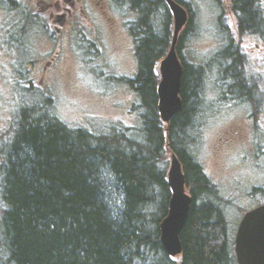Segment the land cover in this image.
I'll return each instance as SVG.
<instances>
[{"label":"trees","instance_id":"16d2710c","mask_svg":"<svg viewBox=\"0 0 264 264\" xmlns=\"http://www.w3.org/2000/svg\"><path fill=\"white\" fill-rule=\"evenodd\" d=\"M116 1L137 14L129 32L139 70L125 82L140 99L141 126L97 133L68 126L48 104L22 107L1 158L0 264H238L217 189L189 150L208 74L182 52L194 33L192 8L176 0L190 12L177 47L184 107L165 124L158 110V65L171 47L173 15L165 0ZM227 2L239 34L264 39L263 0ZM223 31L229 44L216 60L219 87L259 117L264 103L255 99L259 89L248 75V58ZM168 151L181 161L193 197L180 262L160 241L172 195Z\"/></svg>","mask_w":264,"mask_h":264},{"label":"rangeland","instance_id":"374dc122","mask_svg":"<svg viewBox=\"0 0 264 264\" xmlns=\"http://www.w3.org/2000/svg\"><path fill=\"white\" fill-rule=\"evenodd\" d=\"M19 1L29 10L28 0ZM184 1L194 13V33L187 36L182 52L188 62L204 66L208 73L203 111L193 128L194 141L189 150L215 185L217 201L225 211L235 242L245 214L264 204V104L259 117H252L254 110L250 106L229 100L219 87L216 60L229 44L228 34L223 31L226 27L248 58V75L259 89L255 99L262 98L264 103V39L239 34L237 17L230 11L227 0ZM114 8L115 20L129 29L137 14L128 6H123V11ZM262 9L264 11V0ZM23 12V20L29 25L30 18ZM19 15L0 0V132L9 126L6 120L11 116L14 132L19 111L35 104L50 105L70 127H86L97 133H112L121 126L123 130L141 126L140 99L124 81L134 78L139 70L135 41L129 30L127 36H104V40L107 39L104 56L95 53L92 47L88 18H80L76 34L69 32L59 36L51 31V37L48 34L41 39L34 32L29 54L41 58L46 72L34 68L35 71L27 75L28 62L33 57H25L7 38L8 26L11 22L15 24ZM46 21L50 26L48 18ZM111 44L121 45L122 50L112 52ZM39 62L36 65H40ZM2 143L0 138V145ZM170 155L168 151V172ZM181 259L179 256L174 260L180 262Z\"/></svg>","mask_w":264,"mask_h":264},{"label":"water","instance_id":"95a60500","mask_svg":"<svg viewBox=\"0 0 264 264\" xmlns=\"http://www.w3.org/2000/svg\"><path fill=\"white\" fill-rule=\"evenodd\" d=\"M174 20L172 45L160 63L158 85V110L163 123L170 124L182 112L181 97L183 65L177 53L180 37L190 21V12L176 0H165ZM168 184L171 188L169 211L160 225V241L172 258L182 256L181 234L187 225L193 204L188 192L186 175L178 156L171 152ZM238 264H264V204L247 212L243 217L235 239Z\"/></svg>","mask_w":264,"mask_h":264},{"label":"flooded vegetation","instance_id":"af4514ba","mask_svg":"<svg viewBox=\"0 0 264 264\" xmlns=\"http://www.w3.org/2000/svg\"><path fill=\"white\" fill-rule=\"evenodd\" d=\"M8 6V9L18 11L20 13L19 19L17 22L7 28L8 41L11 43L13 48H16L17 51L23 52V54L28 57L32 56L29 54L30 42L34 32H37L41 39L47 37L50 34V37L58 34L74 33L79 30V20L81 17L88 18L91 21V34L93 37L92 47L95 50V53L100 54L101 56L105 55L107 50L106 41L104 36L108 38V35L127 36L128 27L123 26V23H118L113 14V8L116 11H123V1L116 0H28L29 10H26L23 4L19 0H4ZM118 8V9H117ZM23 11L27 12V16L30 18L29 25L23 20ZM123 15V13H122ZM50 21V26L48 22ZM52 31V34H51ZM7 41V42H8ZM8 44V43H7ZM124 46L125 43H124ZM122 50V46L111 44V51L118 53ZM109 53V51H108ZM136 54V46H135ZM30 58L28 65L31 71H35L34 68L40 70L42 69L41 58L37 54ZM36 59V60H35ZM15 55L13 53V61H15ZM40 61V62H39ZM40 65H36V63ZM36 65V66H35ZM14 71V68H12ZM42 72H46V67H43ZM14 74V73H13ZM27 75L23 76L26 77ZM15 76V74H14ZM30 106V105H27ZM26 107V106H24ZM13 117H9L6 122L9 126L4 127L2 132H0V138L3 140V143L0 145V166L2 164L3 153L6 150L7 145L10 144L13 137ZM3 208L0 202V229L1 222L3 218ZM0 249H1V238H0Z\"/></svg>","mask_w":264,"mask_h":264},{"label":"bare ground","instance_id":"6f19581e","mask_svg":"<svg viewBox=\"0 0 264 264\" xmlns=\"http://www.w3.org/2000/svg\"><path fill=\"white\" fill-rule=\"evenodd\" d=\"M258 3V2H257ZM173 24H174V20H173ZM189 24V23H188ZM188 26V25H187ZM186 26V27H187ZM174 30V29H173ZM173 39V38H172ZM171 45H172V43H171ZM178 47V46H177ZM170 49H171V47H170ZM170 51V50H169ZM169 53V52H168ZM219 53H221V52H219ZM123 78V77H122ZM121 79V78H120ZM124 79V78H123ZM130 79V78H129ZM124 81H125V79H124ZM213 102V101H212ZM69 105V104H68ZM164 160V159H163Z\"/></svg>","mask_w":264,"mask_h":264}]
</instances>
